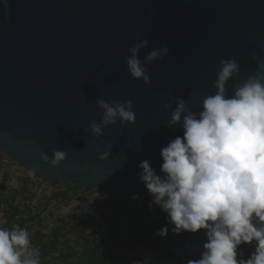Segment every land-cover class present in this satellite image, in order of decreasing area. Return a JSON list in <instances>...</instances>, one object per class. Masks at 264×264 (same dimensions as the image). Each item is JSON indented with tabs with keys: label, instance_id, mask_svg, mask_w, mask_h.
Here are the masks:
<instances>
[{
	"label": "water",
	"instance_id": "95a60500",
	"mask_svg": "<svg viewBox=\"0 0 264 264\" xmlns=\"http://www.w3.org/2000/svg\"><path fill=\"white\" fill-rule=\"evenodd\" d=\"M138 32L148 40L141 62L152 49L169 48L146 65L151 84L128 70ZM225 59L239 63L226 85L230 97L264 61V0H0V151L58 183L104 189L118 233L183 262L197 259L203 230L155 234L166 213L149 209L138 164L150 160L160 174L161 148L183 132L167 126L171 109L164 105L174 108L180 97L200 111ZM97 99L131 100L135 122L117 121L94 138L87 129L101 122ZM53 149L67 153L58 166L42 159ZM97 149L110 155L100 159ZM240 247L247 258L251 246Z\"/></svg>",
	"mask_w": 264,
	"mask_h": 264
},
{
	"label": "clouds",
	"instance_id": "9594fccd",
	"mask_svg": "<svg viewBox=\"0 0 264 264\" xmlns=\"http://www.w3.org/2000/svg\"><path fill=\"white\" fill-rule=\"evenodd\" d=\"M136 34V43L126 57L133 78L151 84L146 65L162 59L167 46L154 48L143 62L139 50L148 44ZM239 73L235 59L220 61L216 92L203 98L201 110L193 111L185 99L174 98L175 107L167 126L182 135L169 139L160 150V174L150 160H142L137 173L139 182L151 197L148 207L158 206L166 213L165 224L156 235L203 230L206 237L203 251L197 259L185 264H264V61H258V71L245 81L234 84V94L227 95V82ZM102 110L101 122L92 121L88 129L94 138L117 121L121 125L134 123L133 102L97 99ZM106 159L108 151L99 152ZM64 150L53 149L51 157L42 159L58 166L66 159ZM140 199V194H133ZM251 246L247 258L241 245ZM0 264H40L39 249L31 244L27 228L18 224L0 227Z\"/></svg>",
	"mask_w": 264,
	"mask_h": 264
},
{
	"label": "trees",
	"instance_id": "16d2710c",
	"mask_svg": "<svg viewBox=\"0 0 264 264\" xmlns=\"http://www.w3.org/2000/svg\"><path fill=\"white\" fill-rule=\"evenodd\" d=\"M106 191L64 185L0 151V227L27 228L40 264H185L176 254L116 231Z\"/></svg>",
	"mask_w": 264,
	"mask_h": 264
}]
</instances>
